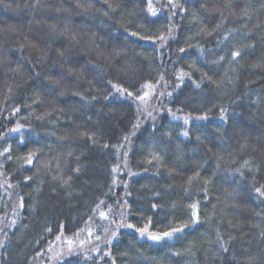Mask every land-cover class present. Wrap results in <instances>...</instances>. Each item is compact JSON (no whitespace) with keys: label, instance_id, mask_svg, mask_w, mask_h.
Masks as SVG:
<instances>
[{"label":"trees","instance_id":"1","mask_svg":"<svg viewBox=\"0 0 264 264\" xmlns=\"http://www.w3.org/2000/svg\"><path fill=\"white\" fill-rule=\"evenodd\" d=\"M257 188L264 0H0V264H264Z\"/></svg>","mask_w":264,"mask_h":264},{"label":"snow or ice","instance_id":"2","mask_svg":"<svg viewBox=\"0 0 264 264\" xmlns=\"http://www.w3.org/2000/svg\"><path fill=\"white\" fill-rule=\"evenodd\" d=\"M169 4H172V0H169ZM173 6H174V5H173ZM149 10L152 11L153 15H155V10H154V9H152V8L150 7ZM54 27H55V26L53 25V28H54ZM169 34H171V30H170V33H169ZM132 35H136V33L133 32ZM162 39H163V37H162ZM180 51L183 52L184 49L182 48V49H180ZM239 55H240V52H239V51H235V52H233V54H232V56H233V60H235ZM179 75H180V76H187V75H189V73L181 72ZM161 79H163V77H161ZM214 83H215V82H214ZM113 87H114L116 90L120 91L121 94H124V92L126 91V90L121 89V88H119L118 86H115V85H114ZM146 87H148V88H150V89L154 88V86H152V85H147ZM197 87H199V84H197ZM127 94H128L129 96L132 95V93H130V92L127 93ZM147 96H148V93H145V96H143V97H139V99L143 101ZM225 111H226V109H221V117H222V118H223V116H224V112H225ZM187 134H188L187 132L184 133L185 136H186ZM242 148H243V146H242ZM5 151H7V149H5ZM32 157H33V154L30 153V154H29V157H28V159H27V161H26V163H28V164H32V163H33ZM248 164H249V162H248V161H245V164H244L242 167H246V166H248ZM76 171H79V169H77ZM113 171H116V169H113ZM238 171H239V169H238ZM198 178H199V172L195 173L193 176L188 177V180L186 181V183H187L188 185H191V184L193 183V181H195V180L198 179ZM26 179H30V178L26 177ZM63 183H64V184H67V181H63ZM206 183H207V182H206ZM185 191H188V189L186 188ZM256 192L259 193L261 196H264V189H262V188H257V189H256ZM157 195H158V194H157ZM205 198H207V197H205ZM198 206H199V202H195V203H192V204L188 205V210L192 212V218H191V220L189 221V223H195V222L199 219V217H198ZM152 207H153V208H156L157 205L154 204ZM187 226H188L187 224H180L179 227L170 228L169 231H165V232H162V233H155V234H154V233H148V234H149V238H150L151 240H153V241H159V240H161V239H163V238L171 237L174 233L182 232ZM129 227H132V226L129 225ZM49 231H50V229H49ZM137 231H139V232L141 233V235H144L145 233L148 232V226L146 225L144 228L137 229ZM113 235H115V233H113ZM217 235L219 236V233H217ZM58 239H59V237H58ZM0 243H2V242H0ZM69 243H71V242H69ZM221 248H222L224 251H227V249L224 247L223 244H221Z\"/></svg>","mask_w":264,"mask_h":264},{"label":"rangeland","instance_id":"3","mask_svg":"<svg viewBox=\"0 0 264 264\" xmlns=\"http://www.w3.org/2000/svg\"><path fill=\"white\" fill-rule=\"evenodd\" d=\"M145 93H148V96L142 101V105H143V115L144 116H147V117H152V113H153V105L152 104H149V102H150V100H151V98H152V95L155 93V91H154V93H153V89H150V88H148V89H146L145 91H143V93H142V97L143 96H145ZM153 93V94H152ZM116 231V228L115 229H113L112 230V234H113V231ZM106 240H108V238H104V240L101 242V243H99V244H95V243H93V242H89L90 243V251H96L97 250V248L100 246V245H103L104 243H105V241ZM80 248V247H79ZM81 248H83V249H86V246H85V244L84 245H81ZM87 250V249H86Z\"/></svg>","mask_w":264,"mask_h":264}]
</instances>
